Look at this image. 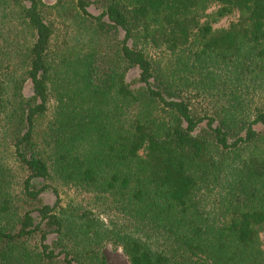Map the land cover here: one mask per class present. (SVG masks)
Here are the masks:
<instances>
[{
  "label": "trees",
  "instance_id": "16d2710c",
  "mask_svg": "<svg viewBox=\"0 0 264 264\" xmlns=\"http://www.w3.org/2000/svg\"><path fill=\"white\" fill-rule=\"evenodd\" d=\"M261 230L264 0H0V264H264Z\"/></svg>",
  "mask_w": 264,
  "mask_h": 264
},
{
  "label": "rangeland",
  "instance_id": "374dc122",
  "mask_svg": "<svg viewBox=\"0 0 264 264\" xmlns=\"http://www.w3.org/2000/svg\"><path fill=\"white\" fill-rule=\"evenodd\" d=\"M46 1L54 2V0H46ZM215 8H216V5L210 6V8L206 11V15L210 14ZM238 16H239V13L236 12L235 14H233L231 16L225 17V18L221 19L219 22H217L215 24V27L227 26V25H229V23L231 21L237 19ZM56 20L58 21L57 22V26H58L57 41L55 43V48L57 49L58 46L62 43L61 41L64 38V36L66 34L68 35L69 29L66 27L65 23L61 22L62 18L57 17ZM55 52H57V50ZM57 54H63V53L57 52ZM135 75H137V74H135ZM54 92L55 91L53 90V93ZM30 93H31V82L27 83V86H26V94H30ZM56 104H57V98H56V95L54 93L51 97V106L53 105L55 107ZM49 116H50V112H49ZM141 154H143V151H141ZM60 192H61L62 198L66 199L69 196L73 195L74 189L67 187V186H61ZM102 217H104V215H102ZM259 238H260L259 241L262 245V248L264 249V230H261L259 232ZM103 252H104L109 264H129L128 257L126 256V254L123 251V248L121 246H115L113 243H107L103 248Z\"/></svg>",
  "mask_w": 264,
  "mask_h": 264
}]
</instances>
